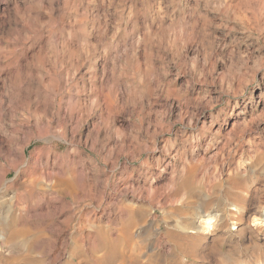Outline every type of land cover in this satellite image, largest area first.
<instances>
[{
	"label": "rangeland",
	"instance_id": "1",
	"mask_svg": "<svg viewBox=\"0 0 264 264\" xmlns=\"http://www.w3.org/2000/svg\"><path fill=\"white\" fill-rule=\"evenodd\" d=\"M263 219L264 0H0V264H264Z\"/></svg>",
	"mask_w": 264,
	"mask_h": 264
},
{
	"label": "bare ground",
	"instance_id": "2",
	"mask_svg": "<svg viewBox=\"0 0 264 264\" xmlns=\"http://www.w3.org/2000/svg\"><path fill=\"white\" fill-rule=\"evenodd\" d=\"M236 210L237 209V206L235 207ZM219 214H214L213 216H209L207 218H202V217H199L198 220H197V223L195 225V228L193 230L195 231H198V232H209L211 231L212 229H214L215 227H217V224L220 222H218V218H219ZM204 217V216H203ZM260 219V218H259ZM262 219V218H261ZM254 222H257L254 221ZM260 222V221H259ZM263 222H264V219H263ZM258 224V223H257Z\"/></svg>",
	"mask_w": 264,
	"mask_h": 264
}]
</instances>
